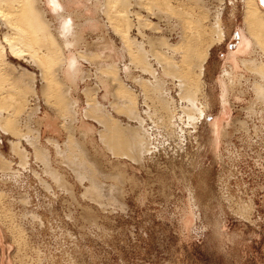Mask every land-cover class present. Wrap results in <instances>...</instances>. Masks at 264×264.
I'll list each match as a JSON object with an SVG mask.
<instances>
[{
  "label": "rangeland",
  "instance_id": "obj_1",
  "mask_svg": "<svg viewBox=\"0 0 264 264\" xmlns=\"http://www.w3.org/2000/svg\"><path fill=\"white\" fill-rule=\"evenodd\" d=\"M172 1V7H167L164 0H132V9L142 14L134 16L133 24L140 21L129 29L124 25L123 7L116 0H107L109 28L129 47L121 59L127 65L134 60V72L150 77L145 71L148 53H140L143 49L134 42L136 37L142 40L140 30H144V34L158 37L150 47L155 53L150 57L152 63L159 58L170 63V70L185 83L187 79L189 84L197 82L195 63L183 59L184 50L179 48L181 33L209 24L220 13L225 36L210 49L203 77L217 98V80L228 67L225 58L229 51L237 50L243 29L248 33L245 2ZM258 2L264 9L262 0ZM149 19L155 23L152 28ZM1 38L6 52L0 61V124L12 122L14 128L0 126V153L8 166H0V264H264V102L253 86V70L241 69L245 78L230 98L224 119L230 126L218 152L210 146L205 119L197 133L202 145L198 146L194 134L186 135L184 142L180 136H159V151L142 162H128L125 177L114 175L115 169L107 161L100 168L113 170L110 176L101 177L96 166V177L94 172L93 178L78 175L83 181L69 167L75 162L55 161L53 155L43 152L45 140L35 127L36 116L42 113L40 104L42 110L45 100L54 104L50 92L58 88L60 70L53 72L49 65L53 54L19 24L1 26ZM123 41H111V45L121 47ZM10 42L15 44L14 50L9 48ZM53 62L59 66L56 56ZM20 73L27 74L29 83L34 80L35 95L20 92L9 96L15 92L12 86L21 90L14 80ZM133 83L144 86L140 81ZM172 95L178 99L175 89ZM149 101L158 109L154 120L162 126L158 121L164 115L160 99L154 96ZM218 107L208 118L217 117ZM238 120L246 125L240 128ZM13 132L30 136L31 142L22 138L20 143L21 149L28 150L27 156L13 152L11 141L21 137ZM35 150L40 153L37 158ZM55 166L66 175L55 180ZM13 222L15 228L7 224ZM14 231L23 233L21 249Z\"/></svg>",
  "mask_w": 264,
  "mask_h": 264
},
{
  "label": "bare ground",
  "instance_id": "obj_2",
  "mask_svg": "<svg viewBox=\"0 0 264 264\" xmlns=\"http://www.w3.org/2000/svg\"><path fill=\"white\" fill-rule=\"evenodd\" d=\"M116 1L123 7L121 12L124 15V25L127 26L129 29L133 28V25H135L140 21L139 20L135 24H133V22H135L134 16L135 15L140 16V14L142 13H140V11H135L132 9V6L135 5L134 2H131L132 0L131 1L116 0ZM154 1L159 2L160 0H154ZM164 1L167 2L166 4L167 7H172L171 5V3L173 2L172 0H164ZM244 2H245L244 20L246 23L245 27H247L248 29V33H246L245 30L243 29L241 35V43L238 46L237 50L229 51L225 58V63L228 67L223 70L221 77L217 80L218 81L217 89H219L217 98H215V96H213V94L209 91V88L205 84L203 77L205 72V64L210 55V49L214 44L221 42L225 36L222 26V20L220 18V13L219 14L217 13V16H215L209 24H203L202 26L195 27L193 28L192 31H190L187 28L188 30H183L181 33L182 38L180 41L181 45H179V48L183 49L184 51L182 52L183 56L181 55V53L180 55L183 57V59L190 60L191 62L195 63L199 71L197 82L194 81L190 84L188 83V79L186 80L185 83V81L180 76L175 75L173 71L170 70V68L172 67L170 63L160 61L158 60L159 58H155L156 59L155 61L157 63L151 62L153 59L150 57L151 55L154 56L155 53L153 54V51L152 50L150 51V47H152V45L154 44L155 40L158 39V37L155 34L152 35H148L147 33L144 34L143 33L144 30L143 31L140 30L142 40H137L136 37L134 39V42L137 45L138 49L139 48L143 49V51L140 53L143 52H144L143 54L148 53L147 58L149 57L148 60L149 62L146 63L147 64L146 67L148 69H146L145 71L150 72V77H146L142 79L141 77H139L141 75L137 74V72L136 73L134 72L135 70L134 68L135 63L133 62L134 60L132 62H129L128 65L125 64L124 70H129L130 73L133 72L131 74L129 73V75L131 76L130 78L134 81H140L144 85L143 87H141L142 100L140 101H142L143 107L146 106L147 109L143 110L142 107L141 114L139 113V116H137V119L140 122L138 123L140 124V126L143 127L142 128L143 131H140L138 137V146H139L138 153L137 154L124 153L123 155L131 158L133 162L136 163L142 162L147 156L150 157V155L159 151V146L156 145L157 144L156 141H158L159 136L161 137L166 136V138H173L180 136L183 137L180 141L184 142L186 141L185 140L186 135L190 136L194 134L196 135L195 136L196 143L198 144V146H200L202 145V140L198 138L197 135L200 136V134L197 133L199 131V127L204 123L205 119H207L205 125H207L208 128L210 146L212 147L213 151L218 152L221 142H223L224 138L228 134V126H230V123L224 122L225 116L229 114L230 98L234 95V92L237 91L235 90V88L237 87V83L240 82L243 78H245V74L243 73L244 71L241 70L242 67H246V68L248 67L249 70H253L255 72L252 73L253 76L255 74V76L253 77L254 80L253 86L254 88H256L255 90L259 94L258 97L264 102V59H262L261 57L264 56V9L260 6L258 0H244ZM105 5H107V0H0V61L2 57H4L6 52V48L1 44V39H2L1 26L8 23L19 24L24 27L25 34H27L29 37H34L36 40H40L44 46L48 47V51L53 54V58L55 56L57 57L59 61V66L58 64L56 65L53 62V58H52L49 64L52 67L51 71H55L57 68H59L58 70H61L65 66L69 71V77L73 78L78 72V68H77L78 58L75 56L68 58L67 56H65V50L69 48H74V46H76V44L80 41V40L78 41L80 37L79 32H81V30H83L85 26L87 29L88 28L91 29V27H95L104 17L108 21L110 20V18H108L107 16L108 8L105 7ZM140 17L138 18L140 19ZM154 24L155 23H153L149 19L150 28H152V25L154 26ZM40 36L42 37V39L40 38ZM5 40H9V39L5 36ZM122 40H124V38ZM124 41H123L124 44L123 48L127 52L129 51V47L128 45H126L127 44L126 41L125 42ZM147 45L149 46L148 49L145 47ZM8 46L11 50H14L15 44L10 42ZM174 46L178 47V45H169L170 48H174ZM111 49L114 48L111 46ZM82 57L85 58L84 55H82ZM118 68L120 69V67ZM14 80L15 83H19L21 85L20 86L21 90L19 89V91H16L18 89L15 86H12L11 88L15 92H10L9 93L10 97H14L17 93L20 92H22V94L28 97L35 95L36 89L34 86L35 85L34 80H32V84L29 83L27 74L25 73L17 74L15 75ZM169 84L171 85L169 86ZM47 87H48L47 85L44 87V91H47ZM173 89L176 90L178 99H176L172 95ZM153 95L158 100L160 99V104L164 108L162 111L164 112L163 119L160 118L158 119V121L161 120L160 123L163 122L162 126H160V124H158V122L155 121L153 117L154 115H156L155 112L158 111L157 108L155 109L152 107L149 101V98L151 99L152 97H154ZM133 96H134L133 99L136 101L137 97L135 96V94ZM240 99H242V97ZM217 104L219 106L218 107L219 112L217 113L218 115H216L217 117H214L213 119L208 118V116H210V112L214 110ZM249 110L254 111L252 107L251 108L249 107ZM0 115H3L2 110H0ZM212 116H215V114H212ZM1 117L3 118L4 121L6 120L5 117L3 116ZM150 121L152 122V124H150ZM238 123L240 124V128L241 126L243 127L246 125L245 121L238 120ZM11 125L12 122L10 123L6 122L5 125L4 122L0 124V126L4 128V130H5V126L7 127L10 126L11 128H14ZM38 129H37V133H39ZM13 134L17 135V137L21 136L18 138V140L11 141L13 152H17L18 154L23 153L25 156H27L28 150L21 149L20 143L22 138H25L26 141L31 142L30 136L26 134H19L18 132L17 133L13 132ZM50 139H47L48 143H53V141L51 140L52 141L51 142ZM33 141L32 143H34ZM72 143L74 144L75 142ZM73 146L74 145L70 146V148L75 149V151L76 148L74 147H77V149L79 147V146H74V147ZM67 147L69 151L70 148L69 146ZM38 149L40 151V148ZM44 150L45 149H43V152H45L46 154V151ZM68 151L66 150V152ZM35 152H37V150L34 151V154ZM56 152H59V150L58 151L56 150ZM83 153L84 152H80V151L74 153L72 150V152L69 153L72 155V156L69 155V157L71 156L70 157L71 159L67 155L65 156V158L66 159L68 158L69 161L71 160L73 164L76 163L75 164L76 165L75 169H77L76 171H78L77 167H84V165H82L84 164V162L79 161L85 159V157H83L85 156ZM39 154H35V157L36 155ZM42 156L39 158H42ZM116 156L119 157L121 156V154L118 153L116 154ZM5 160L3 159V156L0 153V162H1L0 166L7 168L8 166ZM70 162L68 164H70ZM47 164L49 163L47 162ZM79 164H81V166H79ZM90 166H92V169L91 171H89V173L86 172L87 168H85L84 169L85 172L82 173L81 172L79 173V171L77 172V177L79 178V176L81 175L84 178L85 175L87 174L86 176L91 178L93 176V172H94L93 177H96L97 172L95 171L94 165L91 163ZM50 168L52 167L50 166ZM114 169H115L114 175H116L117 177L119 176L125 177V171L122 165H117L114 167ZM57 170L58 169H53L52 171V173L54 174L53 177L57 175V178L55 177V180L60 179L58 178V175L60 176L62 175ZM64 177H62L61 179H63ZM62 181L65 182L64 180ZM58 182L59 181L57 180V183ZM92 183H96V182L93 181ZM99 190H103V189H99ZM88 191L91 192V190L89 189ZM193 204L198 208L197 203H193ZM7 224L9 226H12V228L16 227L15 222L7 223ZM14 237L19 241V249H21L23 247L22 243L25 242L22 231H21V235L17 231H14ZM27 244L28 243H26V245Z\"/></svg>",
  "mask_w": 264,
  "mask_h": 264
},
{
  "label": "crops",
  "instance_id": "obj_3",
  "mask_svg": "<svg viewBox=\"0 0 264 264\" xmlns=\"http://www.w3.org/2000/svg\"><path fill=\"white\" fill-rule=\"evenodd\" d=\"M96 27H99V30ZM84 29L79 32L78 41H80L76 44L77 47L65 50V56L68 58L73 56L78 58V72L70 78L65 66L60 70L56 82L58 88L50 92L54 104L47 103L44 98L46 106L42 110L40 104L39 113H42L36 116L35 127L39 128L37 129L45 140L42 150H48L47 152L53 155L55 161L62 157L63 161H68L65 156L69 157L72 150L74 153L84 152L85 159L79 160L84 162V167H77L79 173L85 172V168L89 173L92 163L96 172V166L99 168L101 177H107L112 171H101L102 164L110 161L113 167L122 165L125 171L127 163L131 164L133 161L123 154L138 153V137L140 131H143L137 119L143 107L140 101L142 100L141 88L133 83L134 80L129 75L130 71L124 70L125 63L121 57H125L126 51L123 48V42L121 47L111 45V41L117 42L119 39L121 41L122 38L110 30L105 17L95 27H91L93 31L86 26ZM111 46L114 49H111ZM90 66L94 68V71ZM91 74L94 77H91ZM139 77L143 79L147 76L142 73ZM134 94L137 97L136 101L133 99ZM47 139L52 140L53 143H48ZM71 144L79 146L78 149L74 146L76 151L70 148ZM67 146L71 149H69L70 152ZM118 153L121 156L117 157ZM70 167L74 168L72 170L77 176L76 167L72 165ZM53 169H58V172L65 174L57 166Z\"/></svg>",
  "mask_w": 264,
  "mask_h": 264
},
{
  "label": "snow or ice",
  "instance_id": "obj_4",
  "mask_svg": "<svg viewBox=\"0 0 264 264\" xmlns=\"http://www.w3.org/2000/svg\"><path fill=\"white\" fill-rule=\"evenodd\" d=\"M262 3H264V0H262Z\"/></svg>",
  "mask_w": 264,
  "mask_h": 264
}]
</instances>
